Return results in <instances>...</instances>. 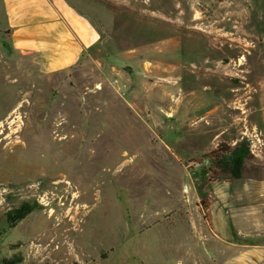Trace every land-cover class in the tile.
<instances>
[{
  "label": "rangeland",
  "instance_id": "rangeland-1",
  "mask_svg": "<svg viewBox=\"0 0 264 264\" xmlns=\"http://www.w3.org/2000/svg\"><path fill=\"white\" fill-rule=\"evenodd\" d=\"M70 1L98 36L72 68L0 35V264H241L264 246V0ZM243 138L257 174L210 179Z\"/></svg>",
  "mask_w": 264,
  "mask_h": 264
},
{
  "label": "crops",
  "instance_id": "crops-1",
  "mask_svg": "<svg viewBox=\"0 0 264 264\" xmlns=\"http://www.w3.org/2000/svg\"><path fill=\"white\" fill-rule=\"evenodd\" d=\"M0 35L7 51L30 57L43 74L74 67L98 39L70 0H0ZM240 254L241 264H264V246Z\"/></svg>",
  "mask_w": 264,
  "mask_h": 264
},
{
  "label": "trees",
  "instance_id": "trees-1",
  "mask_svg": "<svg viewBox=\"0 0 264 264\" xmlns=\"http://www.w3.org/2000/svg\"><path fill=\"white\" fill-rule=\"evenodd\" d=\"M202 158L212 159L223 166L224 177L216 176L218 174L209 169V178L214 180L237 181L242 179L246 174H257L259 170V166L254 163V154L250 142L245 138L236 141L234 144L219 142L211 151L203 155ZM34 209L29 203H22L11 211H8L5 214L8 227L12 228L16 223L32 213ZM202 212L208 220L211 219L209 204L206 201H202Z\"/></svg>",
  "mask_w": 264,
  "mask_h": 264
},
{
  "label": "bare ground",
  "instance_id": "bare-ground-1",
  "mask_svg": "<svg viewBox=\"0 0 264 264\" xmlns=\"http://www.w3.org/2000/svg\"><path fill=\"white\" fill-rule=\"evenodd\" d=\"M61 177V176H60ZM63 178V177H62ZM67 179V178H66ZM65 179V180H66ZM68 181V180H67ZM65 183H67V182H65ZM68 184V183H67ZM85 184V183H84ZM86 185V184H85ZM73 186V185H72ZM77 186V185H76ZM79 191V190H78ZM75 195V194H74ZM83 195V194H82ZM74 197V196H73ZM75 198H79V197H76V195H75ZM79 201V200H78Z\"/></svg>",
  "mask_w": 264,
  "mask_h": 264
}]
</instances>
